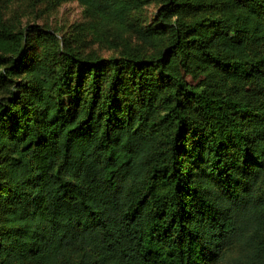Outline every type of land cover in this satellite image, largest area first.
<instances>
[{"label": "trees", "instance_id": "obj_1", "mask_svg": "<svg viewBox=\"0 0 264 264\" xmlns=\"http://www.w3.org/2000/svg\"><path fill=\"white\" fill-rule=\"evenodd\" d=\"M157 1L0 19V264H264V0Z\"/></svg>", "mask_w": 264, "mask_h": 264}, {"label": "rangeland", "instance_id": "obj_2", "mask_svg": "<svg viewBox=\"0 0 264 264\" xmlns=\"http://www.w3.org/2000/svg\"><path fill=\"white\" fill-rule=\"evenodd\" d=\"M157 4V0H145L139 9L134 10L133 15L142 21L150 19ZM0 19L13 29L23 28L27 24L41 25L54 32L60 41L67 39L83 51L92 50L102 56L112 53V49L95 41L88 32L79 35L77 41L73 37L76 24L86 20L83 7L77 0H0Z\"/></svg>", "mask_w": 264, "mask_h": 264}]
</instances>
